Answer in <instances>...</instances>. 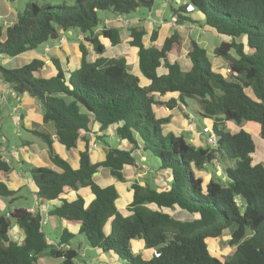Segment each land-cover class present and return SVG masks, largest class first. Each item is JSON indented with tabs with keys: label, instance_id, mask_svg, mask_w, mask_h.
I'll list each match as a JSON object with an SVG mask.
<instances>
[{
	"label": "trees",
	"instance_id": "trees-1",
	"mask_svg": "<svg viewBox=\"0 0 264 264\" xmlns=\"http://www.w3.org/2000/svg\"><path fill=\"white\" fill-rule=\"evenodd\" d=\"M6 1L13 4L15 0ZM157 1L166 3L170 14L181 22L230 39L213 48V55L228 70L225 77L213 70L205 49L192 38L186 52L189 68L182 71L178 63L170 62L169 55L178 54L182 47L176 31L160 47L153 45L157 31H152V45L147 47L143 27L125 29L129 46L137 51L138 73L147 86L128 70L124 57L103 55L106 45L101 39L109 46L120 44L121 39L119 29L103 21L97 32L98 12L128 16L152 10L156 0H73L70 5L33 1L14 9L15 21L5 28L4 40L0 27V57H17L75 32L82 35L80 63L66 76L53 60L55 74L50 78L34 75L44 65L37 59L16 69L0 66L2 83L16 96L27 95L38 104L42 122L54 126L56 141L66 151L76 148L81 132H87L91 123L100 132L114 128L115 139L127 144L126 149L107 147L104 160L91 163L86 143L78 168L72 169L54 152L48 135L32 131L45 144L55 169L25 167L24 171L40 203L59 200L66 191L88 188L93 199L87 207L81 197L61 200L48 211V219L77 223L85 246L113 253L124 264H264V164L252 163L254 143L241 128L244 123L256 124L264 140V0ZM192 13H199L202 20H192ZM88 45L95 54L92 62L87 60ZM160 67L165 73L158 75ZM186 100L197 104L199 116L213 121L214 146H195L188 140L189 133H162L170 117L156 118L154 107L181 111ZM229 124L238 130H229ZM137 164L148 170L130 186V215L124 217L115 207V187L98 186L92 175L107 168L113 178L124 182L125 167L144 172ZM215 164L220 174L213 171L207 181L197 175L209 172ZM10 170L0 152V174ZM157 177L162 179L159 186L154 183ZM14 194L0 183V197L8 198L9 204ZM163 209L185 211L194 219L176 220ZM9 218L16 220L22 232L19 243L8 239ZM40 218L39 213L32 215L24 209L0 214V264H37V257L46 250L59 264L82 261L77 260L80 247L73 246L72 235L63 233L56 246L48 244ZM109 220L105 234L103 227ZM225 231H229L227 245L232 252L220 260L210 254L207 240L219 239ZM133 240H141L145 249L152 250L148 260L131 252Z\"/></svg>",
	"mask_w": 264,
	"mask_h": 264
},
{
	"label": "crops",
	"instance_id": "crops-1",
	"mask_svg": "<svg viewBox=\"0 0 264 264\" xmlns=\"http://www.w3.org/2000/svg\"><path fill=\"white\" fill-rule=\"evenodd\" d=\"M172 0H168V2H171ZM176 4H179L181 0H174ZM158 7L159 10L156 8ZM16 7L13 6V4L8 3L6 0H0V27H2V40L5 39V28L8 25H11L15 21V9ZM161 9H168L167 4L161 1H156L154 6L152 7V10L146 11L142 14L141 17L136 19H129L124 18L123 16H115L116 19L121 22V25L126 26L125 28L116 26L114 24L113 19H105L103 20V23L107 27L117 28L119 29V36L121 39V43L116 46H109L106 41L101 39V42L105 44V52L104 56L106 54V51L112 48H116L118 46L122 45V42L125 46L123 49H127V53L129 54L124 56L123 54L115 57H124L127 63L128 67V60L131 58L132 63L134 67L132 69L128 70L139 77L140 84L142 86H147L149 83L147 80L143 79L137 70V56H136V49L129 46L128 41L129 38L126 34V28L129 26H141L143 27L145 31V35L143 37V44L146 46V43L144 39L149 41L152 31H157V37L156 41L153 43L156 47H160L165 40L166 37H168L172 32L176 31L182 40V47L178 54H170V55H177L174 59L169 58L170 62H176L179 64L182 71H186L189 66L190 62L186 58V52L187 48L189 47V41L190 36L188 34L189 31H191L192 27L188 23H183L180 20H178L177 24L174 26L169 25V23H166L161 18ZM188 10H190L188 8ZM172 15L170 14L169 17ZM195 16L194 21H201L202 16L199 13H192L190 15L191 19L193 20ZM121 20V21H120ZM126 22V24H125ZM199 28V27H198ZM202 29V28H200ZM99 29L97 30V32ZM123 31H125V34ZM161 33V34H160ZM70 34H73L72 38L69 37ZM123 35V36H122ZM79 36L82 37V35L75 33V32H68L67 34L61 35L58 40L50 43V44H44L42 48L39 47L34 51H27L24 52L17 57L14 58H8V57H0V66L7 68V69H16L20 68L23 65L31 62L34 59L40 60L44 63L42 69H40L38 72H36L34 75L37 78H50L54 76L55 69L53 60L57 61V63L60 65L62 70L65 72L66 76L68 75L69 71H72L76 69L79 66L80 63V53L78 51V42L81 40L79 39ZM67 40L69 42L65 43ZM160 41V42H159ZM152 45V44H151ZM89 46V45H88ZM87 46V52L91 53V51H88ZM72 54L74 60H77V64L74 65L72 69L69 71L65 70L64 64L67 62V58L69 55ZM79 55V56H78ZM95 55V54H94ZM169 55V56H170ZM89 54L87 55V60L89 62H92L95 57H92L91 60H89ZM178 57V58H177ZM77 58V59H76ZM108 58H114V57H108ZM223 65V61H217L216 66L220 67ZM214 71L216 70L212 66ZM165 73V69L158 68L157 74L161 75ZM11 91L5 84L2 83L0 80V125L3 123L4 125L8 126V129H11L13 127L16 128V135L18 137H21L20 132H24L28 138L27 139H20L19 143L10 144L8 140L4 138V136H0L2 141L6 143V145H2L0 143V150L6 151V159L8 160V163L11 166V170L8 174L2 175L0 174V183L4 184L10 191L15 192L13 195V201L11 204L15 201H24L27 197V193L31 195L32 201L30 204L25 206H19V207H13L11 206L8 210L12 211L14 209H36L38 207V200L35 199V193H36V187L30 180L27 173H25L24 168L25 167H47L51 169H55L54 165L51 163L47 149L45 144H43L40 139L35 137L31 132L37 131L44 133L48 135L52 141V148L54 152L61 157L64 161H66L72 169H77L79 166V154L80 152L84 151L85 145L87 143L88 147V154L89 159L91 163H99L104 160L107 147L109 146H118L121 148L126 149L127 144L125 142H121L114 137V128H108L106 131L100 132L98 131V125L95 123H91L89 125V129L87 132H81L80 138L77 141L76 148L71 151H66L64 146L59 144L56 141L55 138V129L54 126L51 123L44 124L42 122V115L41 111L39 109L38 104L31 98H29L27 95H22L20 97L17 96V101H19V105L17 103H14V99L8 95V92ZM175 98L176 95H168L167 98ZM13 106V112H16V117L13 118V123H8L5 119V111L7 110L8 106ZM21 107H23V111L21 110ZM154 107L153 112L156 118H164V117H170V121L168 125H173L172 121L174 117L172 116V111H169L165 107H157L158 110ZM157 112V116L156 113ZM230 125V124H229ZM189 127V125H188ZM195 130H193L191 127H189V130L192 132L190 134V137L193 139L196 138L197 140H205V137L200 135V130L196 127ZM175 129V126H174ZM179 128L177 127V130ZM187 130V128H185ZM233 130V127L231 128ZM169 127L165 125L162 129L163 134L170 133ZM173 131V132H172ZM171 133H175L174 130H172ZM193 131L195 133H193ZM180 132V131H178ZM200 137V138H197ZM196 141V140H194ZM194 141L192 142L197 147H203L206 145L204 143L201 144H195ZM205 142V141H204ZM16 165L17 168H15L13 165ZM140 171H137L134 168L125 167L123 170L125 181L119 182L115 178H113L107 168H99L95 175H92V180L100 187H107V186H114L117 192V199L115 200V207L117 211L122 216H128L130 213L127 211L128 205L132 201V191L130 189V186L138 180H142L143 175L142 173H139ZM142 174V175H141ZM216 174H220V172L216 171ZM140 178V179H138ZM208 180V179H207ZM155 185H161L160 183H157ZM77 197H81L84 200V206L87 207L89 203L92 201L93 197L89 191L88 188H82L77 191H66L59 200H55L49 203H40L44 207H46L47 212L50 211L53 207L59 206L61 200H65L67 202H71L75 200ZM10 204V205H11ZM51 223L52 225V231L51 235L54 237L52 240L49 239L46 236V240L49 245L56 246L58 240H60V237L63 233L70 234L72 236L73 233H77L78 224L67 222L60 219H54L49 218L47 221L48 223ZM46 224V225H47ZM11 225V224H10ZM110 229V220L104 225L103 232L105 234L109 233ZM45 234V233H44ZM16 237V240L13 238V242L19 243L22 240V232L20 229L14 224L11 225L9 231H8V239L10 240L11 237ZM12 241V240H10ZM78 246V245H77ZM63 247V246H61ZM67 247V246H65ZM80 247V245H79ZM80 249V248H79ZM130 249L131 252L135 255L140 256L142 260H148L152 254V250H147L144 248L143 242L141 240H133L130 242ZM99 257L97 259L98 264H122L120 261L116 260L114 256L111 255L112 253H103L100 250L96 249ZM77 260L84 261L85 264H92V262L87 263L85 260L84 254H78ZM60 261L53 260L49 258L48 256V250L42 252L37 257V264H59ZM124 264V263H123Z\"/></svg>",
	"mask_w": 264,
	"mask_h": 264
},
{
	"label": "rangeland",
	"instance_id": "rangeland-1",
	"mask_svg": "<svg viewBox=\"0 0 264 264\" xmlns=\"http://www.w3.org/2000/svg\"><path fill=\"white\" fill-rule=\"evenodd\" d=\"M33 1H38L40 3L41 2L49 3V4H52V5H62V4L70 5L73 2V0H15L14 3H13V6H15L18 10H21L22 7L26 3L33 2ZM156 8L159 10L158 7H156ZM143 13H144V11L142 10L141 12L131 13L128 16H123V17L124 18H129V19H136V18L141 17ZM160 16H161V18L163 19L164 22H166V23L170 22V17H169L170 16V12H169L168 9H161V15ZM98 19H99L98 29H100L102 27V24H103L102 21L105 20V19H113L114 24L116 26H119L118 25V23H119L120 24L119 27H121V28H125L126 27V26L121 25V22H119V20L116 19L115 16L110 14L109 12H98ZM193 20H195V16H194ZM190 26H192V27H188V29L192 28L191 31L188 32L190 38L196 40V42L201 47H203L205 49L207 57H208L209 61L211 62L212 66L216 70H218L217 72L219 74H221L222 76L225 77L226 76V74H225L226 72H225L224 63L220 67L216 66V62L217 61H222V60L219 59V58H216L213 55V48L216 45H218L221 41L228 42V41H230V39L228 37H225V36L217 35V34H215L214 31H212V30H210V29H208L206 27L200 29L195 24H190ZM123 32L124 33H122V34H125V31H123ZM72 36H73V34L69 35L70 38H72ZM80 37L81 36H79V39H80ZM144 41H145L147 47L151 46L150 41H147L146 39H144ZM67 42H69V40H67L65 43H67ZM124 44H125V42H124ZM124 44L122 42L121 46L109 49L108 51H106L105 56L106 57H115V56H119L121 54H123L124 56H126V55L129 56V54L127 53L128 48L127 49H123V47L125 46ZM153 45H155V44H153ZM42 46H39V48L41 49ZM88 51H91V53L90 52L88 53L89 54L88 58H89V60H91L92 57H95V55H94L92 49L90 48V46H88ZM71 55L72 54L69 55V57L67 58L68 59L67 62L64 64L66 71H69L70 69H72L74 67V65L77 64V60H74L73 56H71ZM176 56L177 55H170L169 58L171 60V59H174ZM172 57H174V58H172ZM128 67H129V69H132L134 67L131 58H129V60H128ZM14 101H15L14 103H17V105H19L18 104L19 101H17L16 99H14ZM13 106L14 105H11V106L7 107V110L5 111V119H4L8 123H11V124L13 123V118L16 117V112H13V110H12ZM155 109L158 110L157 107ZM183 109L184 110H181V111H180V109L179 110L174 109L172 111V116L174 117V119L172 121L173 125H168L167 124V126L170 129L168 131L171 132L172 130H174V132H175L174 134L191 133V135H192V132L189 130V127H191L193 130H195L194 126H196L201 131L203 129V127H205V126H209V127L213 126V121L212 120L204 119L201 116H199V114H198L199 108H198L197 104H195V102L193 100H186V108H183ZM21 110L23 111V107H21ZM155 114L157 116V112ZM186 115L188 116V118H186ZM188 125H189V127H188ZM174 126H175V129H174ZM216 126L219 128V125H216ZM177 127L179 128L178 130H177ZM185 128H187V130ZM227 128L229 130H232L231 129L232 126H230V125H227ZM241 128L251 134V138H252L253 143H254L255 149H254V153L252 155V163L253 164L263 163L264 164V140H262L259 137L258 126L256 124H253V123H244V124H242ZM236 130H238V128L233 126V131H236ZM178 131H180V132H178ZM20 133H21L20 134L21 137H18L16 135V128L15 127L11 128V129H8V126L4 125L3 123L0 125V136H4V138L10 142V144L19 143L20 139H27L28 138V136L24 132H20ZM193 133H195V132L193 131ZM200 137L197 136V138H200ZM1 138H0V143L3 146L6 145V143L4 141H2ZM188 138H189L188 140L191 143L194 140H196V141H194V143L196 145L197 144L203 145L205 143L204 139H202V140L198 139L197 140L196 138L193 139L192 137H188ZM13 166L15 168H17V166L15 164ZM147 170H148L147 167L145 169H143V171H144L143 173H145V171H147ZM213 171L220 172L221 168L219 166H217V164H215L214 166H211L209 172H199V173H197V175L202 176L204 178V180L207 181V179L209 178L210 173H212ZM139 173H141V172H139ZM141 177H143V175ZM138 179H140V178H138ZM161 180H162L161 177H157L154 180V183L155 184H157V183L162 184ZM26 195H27V197H26V199L24 201H18V202L15 201L11 205L9 204V199L8 198L0 197V214H5L6 212H8V210H9V208L11 206L19 207V206H25V205L30 204L31 201H32L31 195L29 193H27ZM163 212L167 213L172 218H174L176 220H180V221H190V220L194 219L193 215H191V214H189V213H187L185 211L163 209ZM42 230H43V232L45 233V235L49 239L52 240L54 238L51 235L52 225H51L50 222L47 225L43 226ZM73 235H74L73 239H72L73 246L75 247L77 245H80V249H79L78 253L79 254H84L85 260H86L87 263L92 262V264H98L97 263V259H98L99 255H98L96 249H93V248H90L88 246H85L84 242H83V237L80 236L78 233H73ZM13 238H14V240H16L15 236L11 237L10 240L13 241ZM228 239H229V231H225L221 238L216 239V240L215 239L214 240H207V245H208V249H209L210 254L212 256L220 259V260H223V258H225L226 256L230 255L231 252H232V248H230L227 245ZM111 255H113V253ZM114 257H116L115 258L116 260L120 261V259L117 256H114ZM121 263L123 264V262H121Z\"/></svg>",
	"mask_w": 264,
	"mask_h": 264
},
{
	"label": "built area",
	"instance_id": "built-area-1",
	"mask_svg": "<svg viewBox=\"0 0 264 264\" xmlns=\"http://www.w3.org/2000/svg\"><path fill=\"white\" fill-rule=\"evenodd\" d=\"M121 21V20H120ZM178 20L176 19V17L171 16L170 17V22L169 25L174 26L175 24H177ZM126 24V22H125ZM80 39H82V37H80ZM226 72H228V70H226ZM8 95L14 99H17L16 94L13 91H9ZM200 135L205 137V143L209 146H214L215 144V139L213 137V134L211 133L210 127L209 126H205L203 127V129L200 131ZM2 158L4 159L5 162H8V160L6 159V151L5 150H0ZM139 152L136 151V154H138ZM138 165V164H137ZM140 166L142 169H144L143 165H138ZM35 199L37 200L36 196ZM30 214L34 215L36 213H39L41 218H40V224L42 226H45L47 224L48 221V212L46 207H44L43 205L39 204V200H38V207L37 210L36 209H28L27 210ZM76 264H84L82 261H76Z\"/></svg>",
	"mask_w": 264,
	"mask_h": 264
},
{
	"label": "water",
	"instance_id": "water-1",
	"mask_svg": "<svg viewBox=\"0 0 264 264\" xmlns=\"http://www.w3.org/2000/svg\"><path fill=\"white\" fill-rule=\"evenodd\" d=\"M96 173H94L93 175H95ZM9 223L12 225L14 223H16V220L14 218H9Z\"/></svg>",
	"mask_w": 264,
	"mask_h": 264
}]
</instances>
